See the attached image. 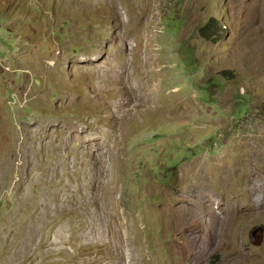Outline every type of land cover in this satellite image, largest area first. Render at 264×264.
Masks as SVG:
<instances>
[{
	"label": "rangeland",
	"instance_id": "1",
	"mask_svg": "<svg viewBox=\"0 0 264 264\" xmlns=\"http://www.w3.org/2000/svg\"><path fill=\"white\" fill-rule=\"evenodd\" d=\"M0 264H264V0H0Z\"/></svg>",
	"mask_w": 264,
	"mask_h": 264
},
{
	"label": "bare ground",
	"instance_id": "2",
	"mask_svg": "<svg viewBox=\"0 0 264 264\" xmlns=\"http://www.w3.org/2000/svg\"><path fill=\"white\" fill-rule=\"evenodd\" d=\"M118 71H119V70H118ZM120 74H123V75L125 74V75H126L127 73H126V71H124V69L121 70V71H119V73L114 72V73H113V75H114L113 78L117 79V78L119 77ZM144 100H145V98H144ZM69 127H71V128H75V126L73 127L71 124L69 125ZM75 129H76V128H75ZM76 131H77V130H76ZM73 132H74V131H73ZM96 145H97V144H96ZM97 150H98V149H97ZM212 211H213V210H212ZM212 215H213L215 221H218V222L225 221V217L223 218L224 215H223L222 217L219 216V219H218V220H216V219L218 218V215H217L215 212H212ZM230 220H231V219H230Z\"/></svg>",
	"mask_w": 264,
	"mask_h": 264
},
{
	"label": "water",
	"instance_id": "3",
	"mask_svg": "<svg viewBox=\"0 0 264 264\" xmlns=\"http://www.w3.org/2000/svg\"><path fill=\"white\" fill-rule=\"evenodd\" d=\"M256 231H260V232H261V235H262V233H263V228H262V227L256 228V230H255L254 232H256ZM260 242H261V241L259 240V241L256 242L255 244H256V245H259Z\"/></svg>",
	"mask_w": 264,
	"mask_h": 264
},
{
	"label": "trees",
	"instance_id": "4",
	"mask_svg": "<svg viewBox=\"0 0 264 264\" xmlns=\"http://www.w3.org/2000/svg\"><path fill=\"white\" fill-rule=\"evenodd\" d=\"M214 21H215V20H214ZM211 25H212V24H211ZM209 27H210V24L206 25V26L202 29V34H205V31H208ZM187 63H189V62H187Z\"/></svg>",
	"mask_w": 264,
	"mask_h": 264
}]
</instances>
